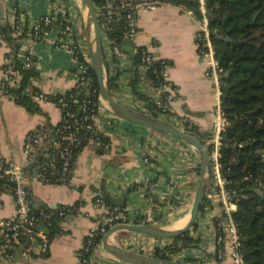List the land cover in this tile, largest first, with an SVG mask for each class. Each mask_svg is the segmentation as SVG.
I'll use <instances>...</instances> for the list:
<instances>
[{"label": "crops", "instance_id": "crops-1", "mask_svg": "<svg viewBox=\"0 0 264 264\" xmlns=\"http://www.w3.org/2000/svg\"><path fill=\"white\" fill-rule=\"evenodd\" d=\"M50 9L65 11L73 25L74 39L88 53L91 37L87 13L80 0H0V22L12 24L15 11H18L29 25ZM200 26L201 20L180 5L162 3L154 10L138 13L133 49L125 50L121 42L112 49L103 48L105 79L107 76L113 78L108 93L122 105L151 114L144 97L156 102L157 96L152 81L141 67H138L140 75L135 85L141 98L131 86L135 49L147 46L152 55L167 65V76L174 90L171 114L188 116L201 133L208 132L219 96L212 79L205 75L206 63L197 52L196 33ZM57 37V33L49 31L37 40H31L28 34L22 40L19 58L22 60L28 54L35 71L26 88L27 93L36 89L44 94L62 96L75 89L77 77L73 55L57 44ZM8 52L7 44L0 41V82ZM32 97L37 106L35 112L5 94L0 95V156L19 165H24L21 150L26 135L31 132H37L41 138L38 160L47 159L54 128L62 118L61 108L53 100ZM108 167L112 170L109 177L104 178ZM198 179L199 160L190 145L117 117L102 103L95 130L74 158L67 180L63 183L28 182L30 200L32 206H37V214L41 205L53 210L58 206L68 209L56 232L51 236L50 232H44L47 250L41 251L40 243L35 241L33 249L26 255L21 253V248H13L2 264H78L77 252L95 226L97 210L93 200L96 192L102 195V181L105 193L113 199L107 202L131 223L146 218L145 211L153 200L168 199L165 190L174 185V190L169 193L173 210L153 211L148 223L179 229L189 218ZM149 185L153 186L151 190ZM175 195L184 197L182 203L173 202ZM14 209L12 195L4 191L0 196V224L13 215ZM217 213L216 209L209 213L200 211L195 224L187 231L202 248L205 264H215L212 251ZM42 223L47 228L46 223ZM137 238H141L137 233L125 231L111 236L114 243L124 248ZM89 264L134 263L117 259L106 251L101 241L93 248Z\"/></svg>", "mask_w": 264, "mask_h": 264}, {"label": "built area", "instance_id": "built-area-1", "mask_svg": "<svg viewBox=\"0 0 264 264\" xmlns=\"http://www.w3.org/2000/svg\"><path fill=\"white\" fill-rule=\"evenodd\" d=\"M199 1L200 11L203 16L200 29L196 33L197 52L206 63L205 75L212 79L219 96V101L213 110L214 118L208 131V136L203 140L202 145L210 163V182L202 201V204H204L202 210L207 213L215 209L218 211V218L214 219L215 235L212 251L214 263L244 264V258L240 251L242 238L234 221L233 213L237 209L238 201L243 197V190L250 187L259 188L263 185L264 179L263 177L252 178L251 175H246L238 181L239 183L247 182L245 187L238 190L232 186L233 181L230 178L229 171L223 170L221 147L223 133L229 125L220 101L223 69L214 57V48L210 40L204 2L203 0ZM161 4L160 0H108L95 9L102 41L104 39L108 47L113 48V41L108 36V30L111 24L118 22L121 17H124L125 30L121 39L134 42L137 36L136 15L140 12L154 10ZM24 25L25 19L15 11L12 26L16 35L23 31ZM43 27H49V31L57 33V44L69 50L73 55L77 77L74 90H79V92L87 91V75L89 69H91L90 57L74 39L73 25L70 19L66 17L65 11L50 9L39 16L28 25V38L37 40L39 31ZM135 52L140 55V67L144 70L151 69L152 74L157 78V84L154 89L157 96L155 103L160 109L159 118L173 123L186 132L185 127L190 128L193 126L188 116L176 117L171 114L170 103L174 97V90L167 76V65L152 55L147 46H138ZM6 63H8V59H6ZM22 63L25 69L31 66V59L28 54L23 56ZM154 64H159V66H153ZM18 78L17 72L12 71L11 68L2 69L0 95L4 94L2 81H7L12 85ZM64 96H59L55 101L61 108L62 118L54 128L53 137L47 149V159L44 163H39L38 160L41 138L37 132H31L26 135L21 150L24 165H19L12 159L0 156V196L4 191H8L12 195L15 205L13 215L0 224V264H2L3 259L10 257V251L17 246L21 248L23 255L28 254L33 249L35 241L40 243L41 251L47 250L48 241L46 234L37 228L39 223L46 218V214L44 212H41L40 216L35 214L29 198L28 182L37 180L42 182H65L70 173L76 150L85 139V135L93 133L95 130V122L100 111L99 98L95 101L90 99L89 95L85 96L78 104L77 111H72ZM69 96H72V94L70 93ZM36 97L40 100H49V95L41 92L37 93ZM152 187V185H149L150 190ZM172 190H174V185L165 190L168 199L161 197V201L153 200L151 207L145 211L146 218L132 223L128 217L119 214L99 192H96L93 200V207L97 210L95 226L86 236L82 248L77 252L78 264H89L88 259L82 258V251H89L96 244L95 237H103L108 229L114 225L148 223L152 220L150 215L153 211H172L173 205L169 197V193H172ZM182 199H184L183 196L175 195L172 200L173 202L175 200V202L182 203ZM58 213L63 217L67 215L68 209L61 207ZM138 235L141 238L129 241L125 244L126 249L154 257L167 258L179 264H205L206 262L201 256L202 248L196 245L195 242L188 243L186 247H183L181 241L174 243V238ZM189 236L191 237L190 234ZM191 249L193 251H189Z\"/></svg>", "mask_w": 264, "mask_h": 264}, {"label": "trees", "instance_id": "trees-1", "mask_svg": "<svg viewBox=\"0 0 264 264\" xmlns=\"http://www.w3.org/2000/svg\"><path fill=\"white\" fill-rule=\"evenodd\" d=\"M107 1L92 0L95 9ZM160 1L180 5L191 10L198 19H202L199 0ZM203 2L214 57L223 69L220 101L230 127L229 131L223 133L221 163L223 170L229 171L233 181L232 186L240 190L247 183L238 182L242 177L246 175H251L252 178L264 177V0H203ZM49 30V27H43L39 31V38ZM124 30V17L111 24L108 36L113 41V45L120 44ZM28 32L27 21H25L23 31L17 35L12 24L6 21L0 22V41L5 42L9 47V52L6 54L8 63L4 64L3 69L11 68L19 75V80L15 84L11 85L7 81H2V83L5 95L29 111L35 112L37 106L32 96L40 92L36 89H32L31 93L26 92L35 71L32 63L29 68H23L22 60L19 58L21 42L27 37ZM133 63L135 68L131 86L138 96L135 85L140 75L138 67L141 62L137 52L133 55ZM242 65L249 66V68L243 69ZM153 66H159V64ZM144 71L155 87L157 78L152 74L151 69ZM87 78V91L73 90L64 96L72 111H77L78 104L85 96L89 95L90 99L97 101L98 82L92 69H89ZM112 81L113 78L107 76L108 91L113 86ZM70 93L72 96H69ZM58 97L59 95H49V100L55 102ZM138 97L141 98V96ZM144 99L151 114L158 116L160 109L156 103L146 97ZM250 112L252 114L248 117L247 114ZM184 129L188 134L200 140L202 145L203 140L208 136V132L201 133L194 125ZM90 135L91 133L85 135V139L75 152V157ZM42 162L44 163V160L39 161V163ZM258 189L261 192L256 191ZM242 194L243 197L237 203L233 218L242 238L240 251L244 264H264V183L259 188H245ZM203 207L204 204H201L200 211ZM60 209L61 206L54 210L42 205L38 207L37 215L40 216V213L44 212L47 216L43 222L47 225L49 236L58 230L59 222L63 218L58 213ZM101 240L102 237H95V246ZM173 240L174 243L181 241L183 247L194 242L188 232ZM95 246L87 252L82 251V258L90 262L91 252Z\"/></svg>", "mask_w": 264, "mask_h": 264}, {"label": "water", "instance_id": "water-1", "mask_svg": "<svg viewBox=\"0 0 264 264\" xmlns=\"http://www.w3.org/2000/svg\"><path fill=\"white\" fill-rule=\"evenodd\" d=\"M80 1L87 13V22L91 37L89 41L88 54L91 62V69L93 70L98 82V98L100 104L104 103L107 109L117 117L154 129L187 143L196 151L199 160V179L195 191V196L189 213V218L183 227L179 229H168L161 225L151 223L116 224L108 229V231L103 235L101 240L102 244L108 253L121 261L134 264H179L167 258L154 257L126 249L114 243L111 240V236L116 232L125 231L159 238H175L187 232L193 226L198 217L200 206L202 204V201L204 200L205 193L210 182V163L208 155L205 149L202 147L201 141L196 137L184 132L173 123L165 119L122 105L108 93L103 69L102 37L99 29L95 7L92 0ZM238 43L239 42H237V44ZM121 45L125 50H132L134 46L133 42L129 40H122ZM241 67L243 69L249 68V66L245 65H242ZM251 114L252 113L250 112L247 114V116L250 117ZM229 129V126L226 127V131H229ZM111 170L112 167H108L106 173L104 174V178L109 177V173L111 172ZM101 190L104 199L108 201L113 200L104 191V181L101 182ZM33 208L35 209V214L37 215V206L33 205ZM37 228L39 230H43V232L45 233L49 232L42 222L39 223Z\"/></svg>", "mask_w": 264, "mask_h": 264}, {"label": "rangeland", "instance_id": "rangeland-1", "mask_svg": "<svg viewBox=\"0 0 264 264\" xmlns=\"http://www.w3.org/2000/svg\"><path fill=\"white\" fill-rule=\"evenodd\" d=\"M102 45H103V48L108 47V45H107V43H106V41H105L104 39H103V41H102ZM179 127H180V125H179ZM262 152H263V150H262ZM256 191L261 192L260 189H258V190H256Z\"/></svg>", "mask_w": 264, "mask_h": 264}]
</instances>
